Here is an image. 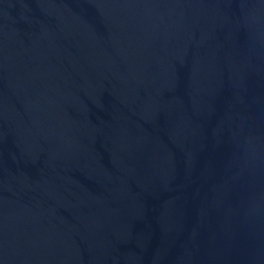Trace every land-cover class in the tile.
<instances>
[{"label":"water","instance_id":"95a60500","mask_svg":"<svg viewBox=\"0 0 264 264\" xmlns=\"http://www.w3.org/2000/svg\"><path fill=\"white\" fill-rule=\"evenodd\" d=\"M0 264H264V0H0Z\"/></svg>","mask_w":264,"mask_h":264}]
</instances>
